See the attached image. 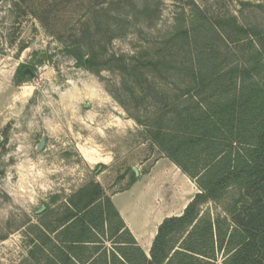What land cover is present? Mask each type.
Wrapping results in <instances>:
<instances>
[{
    "label": "rangeland",
    "instance_id": "rangeland-1",
    "mask_svg": "<svg viewBox=\"0 0 264 264\" xmlns=\"http://www.w3.org/2000/svg\"><path fill=\"white\" fill-rule=\"evenodd\" d=\"M149 3L158 9L153 18L143 10ZM231 15L264 31V0H0V264H26L38 225L54 236L66 223L69 198L80 199L87 185L111 193L138 172L166 179L169 187L158 180L160 194L182 187L168 162L155 173L167 157L146 138V124L164 113L171 122L193 105L198 54L224 63L242 57L231 27H216ZM185 30L195 37L186 41ZM92 52L90 67L79 62ZM156 57L171 62L146 64ZM150 184L147 192L141 180L114 198L149 226L163 206L158 185ZM241 201L237 186L201 201L196 220L169 236L165 264H228L231 218ZM47 208L53 213L42 219ZM105 230L95 245L110 255L121 240Z\"/></svg>",
    "mask_w": 264,
    "mask_h": 264
},
{
    "label": "trees",
    "instance_id": "trees-1",
    "mask_svg": "<svg viewBox=\"0 0 264 264\" xmlns=\"http://www.w3.org/2000/svg\"><path fill=\"white\" fill-rule=\"evenodd\" d=\"M153 8L149 3L143 10L151 17L158 13ZM217 22V28H224L226 23L239 37L242 57L224 63L198 54L191 66L200 82L191 98L193 105L178 110L171 122L164 113L159 122L146 124V138L152 146H157L200 190L184 213L162 222L148 256L101 184L92 183L80 189V199L76 194L69 198L66 223L54 236L38 225L39 239L26 264H165L174 230L196 220L199 203L206 197L234 186L242 190V201L231 218L228 264H264V31L258 25L240 23L235 15ZM194 34V30H185V40L193 39ZM91 54L87 61L83 54L78 55L79 62L90 67L94 63L91 56L96 53ZM169 62L156 57L146 64L158 68ZM52 213L47 208L41 218ZM106 226L121 240L119 250L110 255L107 248L95 245L99 232L106 233ZM209 228L213 233L212 223ZM49 245L50 254L46 250ZM187 250L198 253L196 248ZM168 264L174 262L169 260Z\"/></svg>",
    "mask_w": 264,
    "mask_h": 264
},
{
    "label": "crops",
    "instance_id": "crops-1",
    "mask_svg": "<svg viewBox=\"0 0 264 264\" xmlns=\"http://www.w3.org/2000/svg\"><path fill=\"white\" fill-rule=\"evenodd\" d=\"M154 147V146H153ZM166 161L168 162L167 164V169L168 172L175 177L183 178L182 179V187L179 185L175 189L173 188L172 191H169L167 194L163 195L158 193L159 191L162 192V184L165 185L166 187H169V182H167L166 179H162L160 176L153 175L152 177L149 176H143V174H137L135 175L136 178L132 177L129 178L128 186L124 189H120L118 191H112L109 193L107 189L103 186L104 190L106 193L110 196L112 202L118 209L126 227L130 230L134 238L137 240L138 245L145 251V253L149 256L148 253H150L151 248L153 246L154 240L158 234V229L159 226L162 224V222L169 217L173 216H180L184 213L186 207L188 204L194 199L196 194L199 192V188L195 182L187 175L185 174L174 162H172L169 158H165L161 161H159L155 166L154 169L160 168L162 163ZM161 162V163H160ZM105 164V163H104ZM159 164V165H158ZM153 169V173L154 170ZM134 170V169H133ZM160 172L159 169L155 171ZM156 176V177H155ZM183 176V177H182ZM128 178V177H127ZM127 178L125 180H127ZM161 180V183L158 182V180ZM141 180L145 181V185L147 187V192H148V185H152L153 183L156 184L157 187H155L157 191V197L159 201L163 203V206L161 209L155 212L153 218L151 221L153 222L149 226V221L141 218V222H138L134 217L131 216V213L129 212L130 209H127L126 206L120 207L118 206L114 198L122 193H128V192H133L135 189V186L141 182ZM142 195V194H141ZM140 195V196H141ZM139 196V197H140ZM143 196H145L143 194ZM141 202H139V198L137 200L136 204V209L137 210H142L140 207ZM139 218V219H140Z\"/></svg>",
    "mask_w": 264,
    "mask_h": 264
},
{
    "label": "water",
    "instance_id": "water-1",
    "mask_svg": "<svg viewBox=\"0 0 264 264\" xmlns=\"http://www.w3.org/2000/svg\"><path fill=\"white\" fill-rule=\"evenodd\" d=\"M134 170L137 172V169L136 168H134ZM44 209H45V207H43V209L41 211H43Z\"/></svg>",
    "mask_w": 264,
    "mask_h": 264
}]
</instances>
